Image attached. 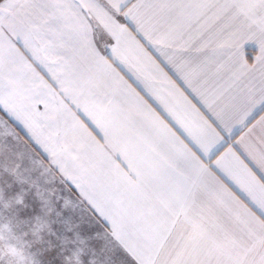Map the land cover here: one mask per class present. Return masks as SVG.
Wrapping results in <instances>:
<instances>
[{"label":"snow or ice","instance_id":"6c2138e0","mask_svg":"<svg viewBox=\"0 0 264 264\" xmlns=\"http://www.w3.org/2000/svg\"><path fill=\"white\" fill-rule=\"evenodd\" d=\"M121 18L200 98L212 123L193 108L191 123L176 119L178 135L127 84L117 67L131 70V40L192 107ZM98 32L115 42L110 52L101 53ZM248 41L260 52L251 64L241 54ZM69 102L103 133V145ZM257 105L264 111V0H0V106L111 222L137 264H264V116L248 126ZM239 113L234 126L247 129L239 155L230 147L212 164L220 133L231 135L227 117Z\"/></svg>","mask_w":264,"mask_h":264},{"label":"crops","instance_id":"0c3cea01","mask_svg":"<svg viewBox=\"0 0 264 264\" xmlns=\"http://www.w3.org/2000/svg\"><path fill=\"white\" fill-rule=\"evenodd\" d=\"M121 22L126 23L123 18H121ZM126 26H129L132 36L148 56L152 57L160 69L180 88L192 107L179 98V94L171 89V85L167 84L156 67L148 61L131 40L127 41L124 47V53L131 65V70L128 67H117V71L120 72L127 84L138 92L165 123L169 124L173 131H177L178 135L180 132L176 119L191 123L194 118H198L196 112L192 110L193 108L205 120L212 123L215 117L203 106L200 98L187 89L172 66L167 64L152 46L136 34L133 26L127 25V23ZM114 43L110 37H104L98 32L97 45L102 54L110 52ZM17 47L22 54H25L20 45ZM241 54L248 63H255L256 57L260 54L259 46L248 41ZM29 62L31 63V61ZM33 67L45 80H49L46 69L37 67L35 64ZM187 70L185 69V71ZM137 76L140 79H137ZM49 82L51 83L50 80ZM145 83L161 97L163 103L148 93L144 86ZM194 83L196 87L200 88L202 81L197 80ZM202 91L206 92L207 88H202ZM164 104H167L175 112V117L169 114ZM69 106L72 107L76 120L84 125L97 142L103 145L105 143L103 133L99 131L83 108L77 111L70 102ZM238 115H242V113L227 117L231 135L228 132L220 133V143L223 144V147L211 157L212 164H215L216 160L223 156L230 147L239 155L237 141L247 129L240 131L239 127L234 126ZM253 116L249 127L261 116H264V111H260L259 105H257ZM245 162L247 163V161ZM205 163H208L207 159H205ZM226 163H230V161H226ZM2 170L9 172L7 180L1 182V201H6L11 196V200L19 199L21 197L20 193L19 198L17 197L19 190L25 191L26 198L29 197V193L43 195L50 191L51 198H45L48 201L46 208H26L24 210L14 208L9 212L7 210V213L4 211V216L7 214L11 219L12 231L30 245L31 251L36 253L40 264H75L74 253L79 255V264H137L133 256L113 235L111 222L91 204L71 177L60 171L59 165L36 142L28 128L20 120L10 115L3 106H0V181L4 176ZM221 179L223 181V178ZM223 182L227 183L235 194L243 198L242 193L235 185L227 181ZM19 217H24L23 224L18 223L17 218ZM38 224L43 225L39 232L36 231Z\"/></svg>","mask_w":264,"mask_h":264},{"label":"clouds","instance_id":"9594fccd","mask_svg":"<svg viewBox=\"0 0 264 264\" xmlns=\"http://www.w3.org/2000/svg\"><path fill=\"white\" fill-rule=\"evenodd\" d=\"M5 225H7V228H5ZM40 228H36V231L39 232ZM0 236L3 237L0 240V246L10 245L16 249L15 254H11L8 251L0 254V264H40L36 253L31 251L30 245L21 237L17 236L8 224H0ZM73 258L75 264H79L78 253H74Z\"/></svg>","mask_w":264,"mask_h":264},{"label":"rangeland","instance_id":"374dc122","mask_svg":"<svg viewBox=\"0 0 264 264\" xmlns=\"http://www.w3.org/2000/svg\"><path fill=\"white\" fill-rule=\"evenodd\" d=\"M2 172L4 173V176L2 178V180L0 181V187L2 186L1 182H5L8 178V172H5L4 170H2ZM18 195L17 197L19 198V193H20V198L16 199V200H11L12 196L9 197L8 200L6 201H1L0 200V224H8L9 226H11V219L9 216H7V214L4 216V211L7 213L14 208H17L19 210H24V209H36V208H46L48 201L45 200V198H51V195L49 194L50 191L45 192L43 195H36L35 194H30L29 193V197L26 198L25 195V191L24 190H19V192H17ZM14 197V195H13ZM44 198V199H43ZM51 203V202H49ZM17 221L19 224H23L24 221V217H19L17 218Z\"/></svg>","mask_w":264,"mask_h":264}]
</instances>
